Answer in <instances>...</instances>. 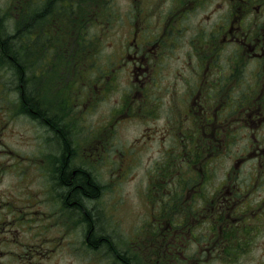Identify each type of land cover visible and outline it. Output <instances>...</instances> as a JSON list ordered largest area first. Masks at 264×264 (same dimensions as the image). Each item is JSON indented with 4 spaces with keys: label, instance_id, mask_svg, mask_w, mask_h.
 I'll return each mask as SVG.
<instances>
[{
    "label": "flooded vegetation",
    "instance_id": "flooded-vegetation-1",
    "mask_svg": "<svg viewBox=\"0 0 264 264\" xmlns=\"http://www.w3.org/2000/svg\"><path fill=\"white\" fill-rule=\"evenodd\" d=\"M0 3L23 20L19 49L0 43V264H205L244 244L264 264V0ZM115 93L95 124L82 113ZM133 122L158 155L134 161V219L107 220L92 164L131 166L109 148Z\"/></svg>",
    "mask_w": 264,
    "mask_h": 264
},
{
    "label": "rangeland",
    "instance_id": "rangeland-1",
    "mask_svg": "<svg viewBox=\"0 0 264 264\" xmlns=\"http://www.w3.org/2000/svg\"><path fill=\"white\" fill-rule=\"evenodd\" d=\"M11 4L7 5L5 3H0V39L1 42H4V39L9 32H13V40L16 42L14 43L15 48H18V43L20 44V35L22 34V19L21 18H14L13 15H9ZM91 29H95V26H92ZM93 31V30H92ZM4 32V33H2ZM88 37V36H87ZM34 39L35 37L32 36ZM115 36L112 35H105L103 36V43L105 45L109 43H113ZM0 42V43H1ZM100 38L95 37L94 35L91 36V46L96 47L99 44ZM19 49V48H18ZM92 49V50H93ZM104 49V48H103ZM30 52V51H29ZM16 57L19 58L18 54L16 53ZM2 60V58H0ZM20 60V58L18 59ZM100 61H102V57H100ZM105 63V62H104ZM103 63V64H104ZM30 65H26L27 69ZM29 74V70H28ZM54 74L49 71L45 72L43 86L45 92V103H49L53 99V95L50 93L53 88V78ZM93 95V94H92ZM116 93L111 95L108 100L105 97L95 98V101L91 100L86 104L85 112L82 113L87 115V119L91 121V123L95 124L96 121H99L100 115L102 111H107L111 105L114 103ZM113 133V132H112ZM142 133L141 127L136 123H126L125 125L121 126L119 130L114 131L113 137H110L112 140V144H110L109 151H111V155L114 160L119 161L118 153L122 150L128 151L129 161L131 162V166L124 168V166L120 167V170H117L118 175L113 176L111 174L112 167H117L118 163L111 161L106 162H93L92 169L97 181L103 184L104 192L103 196L98 198L94 204L96 207L100 208L102 204L107 206L106 218L107 220H111V215L113 214L114 218L120 219L123 221H131L133 220L134 213L133 211L139 205H142L144 202L141 198L142 189L146 186L145 177L138 174L137 164L134 161H141L148 158L150 155L157 156L156 148L157 142L152 141L151 139H147L146 142L142 143L141 145L133 143V140L138 137ZM149 133H146L147 136ZM53 145V143H51ZM155 151V153H154ZM114 155V156H113ZM105 167V169H104ZM173 179V178H171ZM174 180V179H173ZM159 181V188H162L165 184L158 179ZM140 208H142L140 206ZM259 241V239L257 240ZM72 246V250L74 251V245ZM79 246L82 250V245L79 243ZM231 247H234V244L231 243ZM238 247V246H236ZM233 249V248H232ZM232 249L228 253L227 256H223L220 260H205V264H254L257 263L256 260H249L247 259V244H244L239 249L237 254H232ZM255 252H258V249H254ZM65 250H62L60 255V261L63 263L66 261L67 254H65ZM76 264L79 263L78 256L76 255Z\"/></svg>",
    "mask_w": 264,
    "mask_h": 264
},
{
    "label": "trees",
    "instance_id": "trees-1",
    "mask_svg": "<svg viewBox=\"0 0 264 264\" xmlns=\"http://www.w3.org/2000/svg\"><path fill=\"white\" fill-rule=\"evenodd\" d=\"M2 33H4V32H2ZM1 40L2 39H0V42H1ZM13 47H14V43L12 42L11 48H13ZM84 180H85V177L84 176H79L76 179V183H77L76 190L78 192V196L76 198L77 203H78V206L77 207H78V210L81 213H83L84 210H85V211H87L88 214H90L92 212L91 211H88V207H87L88 206L89 195H87V193H84L82 191V189L84 190L85 188H88Z\"/></svg>",
    "mask_w": 264,
    "mask_h": 264
}]
</instances>
